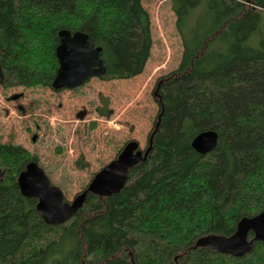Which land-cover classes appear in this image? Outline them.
Listing matches in <instances>:
<instances>
[{
  "label": "trees",
  "instance_id": "trees-1",
  "mask_svg": "<svg viewBox=\"0 0 264 264\" xmlns=\"http://www.w3.org/2000/svg\"><path fill=\"white\" fill-rule=\"evenodd\" d=\"M171 9L182 53L155 84L145 161L118 193L88 192L59 225L46 224L37 199L21 194L24 166L7 168L0 264H264L261 241L241 257L192 248L202 236L231 235L241 218L264 209V0H171ZM61 29L83 31L101 47L104 80L134 77L150 57L142 0H1L2 87L52 89ZM105 106L98 113L108 116ZM208 130L217 143L200 154L191 142Z\"/></svg>",
  "mask_w": 264,
  "mask_h": 264
},
{
  "label": "rangeland",
  "instance_id": "rangeland-1",
  "mask_svg": "<svg viewBox=\"0 0 264 264\" xmlns=\"http://www.w3.org/2000/svg\"><path fill=\"white\" fill-rule=\"evenodd\" d=\"M142 5L150 18L152 46L138 75L111 80L93 76L76 89L57 91L0 84L2 171L36 161L71 201L126 142L149 147L158 113L155 84L178 66L182 44L171 0H142ZM104 106L108 116L98 113Z\"/></svg>",
  "mask_w": 264,
  "mask_h": 264
},
{
  "label": "water",
  "instance_id": "water-1",
  "mask_svg": "<svg viewBox=\"0 0 264 264\" xmlns=\"http://www.w3.org/2000/svg\"><path fill=\"white\" fill-rule=\"evenodd\" d=\"M58 37L59 43L55 49L58 68L51 83L53 90L78 88L93 76L105 75L106 68L100 56L101 47L94 46L85 32L61 29ZM4 79V71L0 65V84ZM216 143L217 133L208 130L197 134L191 145L198 153L206 154ZM150 149L151 145L146 150L140 148L137 140L126 142L115 158L100 168L87 187L71 201L65 200L63 191L51 183L36 161L25 164L17 176V184L23 196L37 199V212L46 224L59 225L71 219L83 206L88 192L104 196L118 193L128 180L129 170L144 162ZM2 175L0 168V176ZM250 232L252 237H249ZM255 241L264 243V209L252 217L241 218L231 235H205L198 238L192 248L207 247L223 254L241 257L251 251Z\"/></svg>",
  "mask_w": 264,
  "mask_h": 264
},
{
  "label": "flooded vegetation",
  "instance_id": "flooded-vegetation-1",
  "mask_svg": "<svg viewBox=\"0 0 264 264\" xmlns=\"http://www.w3.org/2000/svg\"><path fill=\"white\" fill-rule=\"evenodd\" d=\"M25 166V165H24ZM0 168H1V161H0ZM2 170V169H1Z\"/></svg>",
  "mask_w": 264,
  "mask_h": 264
}]
</instances>
